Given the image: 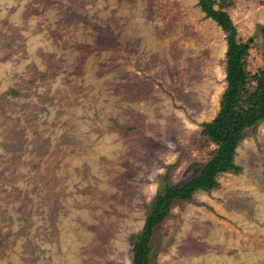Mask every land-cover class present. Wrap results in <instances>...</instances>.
Listing matches in <instances>:
<instances>
[{
    "label": "rangeland",
    "instance_id": "1",
    "mask_svg": "<svg viewBox=\"0 0 264 264\" xmlns=\"http://www.w3.org/2000/svg\"><path fill=\"white\" fill-rule=\"evenodd\" d=\"M226 1L255 72L264 0ZM225 36L198 0H0V264H133L165 178L216 148ZM236 161L173 204L150 264H264V121Z\"/></svg>",
    "mask_w": 264,
    "mask_h": 264
},
{
    "label": "trees",
    "instance_id": "2",
    "mask_svg": "<svg viewBox=\"0 0 264 264\" xmlns=\"http://www.w3.org/2000/svg\"><path fill=\"white\" fill-rule=\"evenodd\" d=\"M229 1H226L227 5ZM223 2L225 0H198L206 16L215 20L225 32L228 44L227 85L221 97L220 109L213 119L202 124V134L213 141L216 148L199 172L184 183L176 185L168 177L165 178L141 231L132 236L133 264H150L156 228L169 216L176 201L192 199L198 190L210 191L218 187L221 173L242 171V166L236 161L238 145L249 128H255L264 121V65L255 72L248 69L247 57L254 38L244 40L239 36L237 26Z\"/></svg>",
    "mask_w": 264,
    "mask_h": 264
}]
</instances>
